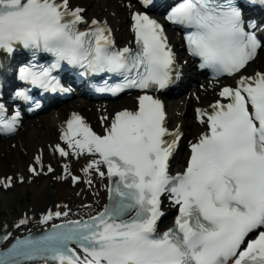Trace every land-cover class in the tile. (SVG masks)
I'll list each match as a JSON object with an SVG mask.
<instances>
[{"label": "snow or ice", "instance_id": "6c2138e0", "mask_svg": "<svg viewBox=\"0 0 264 264\" xmlns=\"http://www.w3.org/2000/svg\"><path fill=\"white\" fill-rule=\"evenodd\" d=\"M142 5L163 6L159 0H142ZM245 5L264 7V0H178L166 14L183 30L187 52L199 59L200 68L210 69L214 79H236L235 87L221 88L211 111L197 109L206 131L190 143L183 172L172 175L170 161L182 133L169 130L163 102L149 94L168 89L180 75L165 28L146 12H135L134 47L118 48L107 22L87 20L85 10L72 7L70 0H0V52L32 53L17 71L24 84L68 91L53 74L66 64L82 69L81 75L120 78L114 85L105 81L98 92L143 93L135 110L102 115V133L73 113L61 129L67 147H54L65 159L86 158L83 183L91 188L94 177L107 181L108 202L86 219H72L67 204L47 210L39 220L47 226L43 234L14 238L0 250V264H264V71L247 74L264 51L259 35L264 22L246 19ZM39 53L52 62L39 63ZM14 98L31 100L24 89ZM20 123V111L8 117L0 104V129L15 133ZM63 169L57 179L81 183L69 164ZM28 172L38 177L54 169L47 165L45 171L38 155ZM13 185V177L0 178V189ZM165 195L177 215L161 233ZM29 222L25 216L14 227ZM0 227L3 245L11 233Z\"/></svg>", "mask_w": 264, "mask_h": 264}, {"label": "bare ground", "instance_id": "6f19581e", "mask_svg": "<svg viewBox=\"0 0 264 264\" xmlns=\"http://www.w3.org/2000/svg\"><path fill=\"white\" fill-rule=\"evenodd\" d=\"M73 6L86 9L85 17L91 21L98 19L107 24L114 30L116 40L119 46L124 47L133 39L130 32L131 22L129 16L132 12H138L139 9L133 1L124 0H71ZM105 11V12H104ZM171 42L176 50L181 47L180 40L171 36ZM183 58L180 60L182 61ZM264 71V52L258 54L257 60L247 70L251 75L254 71ZM183 73L187 76H194L196 82L189 86L184 94L172 100H167V110L170 115L172 129H178L184 132L183 142L196 137L201 133L205 126H199L194 122V108L207 107L215 101L218 91L217 85L221 82H210L204 75L197 74L193 69V64L188 60L187 65L183 67ZM233 77L230 84L235 83ZM198 86L195 88V84ZM122 96L113 102L101 100L93 102H80L77 99L68 101L63 106H57L49 110L47 115L34 120L25 119L16 136L6 141L0 140V178L13 177L14 185L12 188L0 189V226L11 228L15 222L22 219V214L33 215L35 218L46 209L55 205L68 204L73 218L96 212L106 202L107 192L105 184L107 181H101L98 177L93 178V187L81 182L73 185L69 179H57L64 172L63 165L69 164L72 172H77L83 177L81 171L86 164V158L81 157L74 161L73 159H62L56 157L49 149L48 145L57 143L58 128L62 121L70 112H80L88 122L94 126H99V119L102 115L109 117L115 111L121 109L135 110L137 104L135 97ZM162 98L167 95L159 94ZM190 111L192 115L190 116ZM42 151L43 162L50 163L56 168L53 174H41L33 178L27 174V166L32 162L33 156ZM187 151L180 149L174 158V166L181 168L184 166L187 157ZM23 177L24 183H18L17 178ZM96 193H99L96 195ZM85 205H92L89 209ZM15 211L12 215V212ZM33 223H30L32 225ZM164 228L172 226V222L164 221ZM2 227H0V230ZM22 229L13 232L17 234Z\"/></svg>", "mask_w": 264, "mask_h": 264}, {"label": "rangeland", "instance_id": "374dc122", "mask_svg": "<svg viewBox=\"0 0 264 264\" xmlns=\"http://www.w3.org/2000/svg\"><path fill=\"white\" fill-rule=\"evenodd\" d=\"M104 12H105V11H104ZM261 52H264V51H261ZM45 115H47V114L40 115L39 117H42V116H45ZM190 116H191V111H190ZM39 117H37V118H39ZM37 118H36V119H37ZM33 120H34V119H33ZM14 212H15V211L12 212V215H13Z\"/></svg>", "mask_w": 264, "mask_h": 264}]
</instances>
